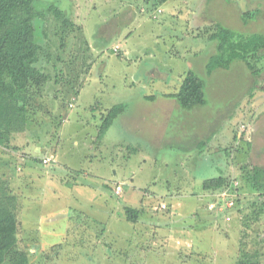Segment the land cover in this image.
Here are the masks:
<instances>
[{"label":"rangeland","instance_id":"obj_1","mask_svg":"<svg viewBox=\"0 0 264 264\" xmlns=\"http://www.w3.org/2000/svg\"><path fill=\"white\" fill-rule=\"evenodd\" d=\"M152 2L37 0L49 80L26 129L0 145L29 264H237L245 253L264 264V189L248 174L264 168V56L256 75L239 59L207 71L216 24L264 34V0ZM54 6L75 24L63 45ZM190 70L207 103L187 110L168 94ZM116 104L125 111L99 138ZM219 175L230 184L205 191L203 180ZM212 197L224 201L220 214ZM126 206L140 210L137 222Z\"/></svg>","mask_w":264,"mask_h":264},{"label":"trees","instance_id":"obj_2","mask_svg":"<svg viewBox=\"0 0 264 264\" xmlns=\"http://www.w3.org/2000/svg\"><path fill=\"white\" fill-rule=\"evenodd\" d=\"M167 1L153 0L152 3L158 5ZM36 3L37 0H0V145L9 146L14 134L26 129L33 98L49 80L46 63L50 64L51 54L38 36L39 23L46 21V12L38 9ZM50 9L63 45L68 31L75 24L60 8L54 6ZM250 14V11H246L243 17L247 18ZM210 39L216 43V52L207 62L209 75L216 69H229L235 59L243 60L253 74L258 73L257 64L260 61L256 60L264 56L263 33H243L217 23ZM168 96L175 98L187 110L203 106L207 103L205 81L190 70L180 90ZM124 110V104H116L103 113L99 138ZM248 174L253 179L255 190H263L264 168L253 166ZM230 181L226 176L219 175L204 179L202 185L205 191H219L227 187ZM213 200L215 197L211 198ZM223 203L221 198L220 204ZM235 206L226 208L230 210ZM17 209L18 197L11 190L10 180L8 177H0V264H29V253L18 246ZM125 210L130 221H138L139 209L126 206ZM257 212L264 213V201L260 203ZM250 217H253V213ZM247 254L237 264H261L259 257Z\"/></svg>","mask_w":264,"mask_h":264},{"label":"crops","instance_id":"obj_3","mask_svg":"<svg viewBox=\"0 0 264 264\" xmlns=\"http://www.w3.org/2000/svg\"><path fill=\"white\" fill-rule=\"evenodd\" d=\"M172 98V97H171ZM125 111V110H124ZM124 113V112H123ZM123 113H121L119 116H118V118L117 119H119V117L120 116H122L123 115ZM116 120V119H115ZM16 139V138H15ZM35 151L34 152H36V153H41V155L43 156V157H49L50 155L48 154V151H49V148L48 147H46V146H41V145H38V146H35ZM36 156V155H35ZM40 157V156H39ZM51 157V156H50ZM52 158V157H51ZM50 166V165H49ZM48 167V166H47ZM46 167V169H48ZM47 174H48V172H46ZM48 176H50V174H48ZM39 177H41V176H39L38 174H36L35 175V177H30L29 178V191H37V186L35 185V179L37 180ZM23 187H21V189H22ZM26 190H27V188L26 187H24Z\"/></svg>","mask_w":264,"mask_h":264},{"label":"built area","instance_id":"obj_4","mask_svg":"<svg viewBox=\"0 0 264 264\" xmlns=\"http://www.w3.org/2000/svg\"><path fill=\"white\" fill-rule=\"evenodd\" d=\"M51 158L50 157H45L44 159H43V161H44V163H49V162H51ZM116 192L118 193V194H120L121 192H122V186L121 185H118L117 186V190H116ZM227 193V192H226ZM220 199L221 198H216L215 200H213L212 201V203L211 204H209L208 205V208L211 210V211H213L214 210V208L216 207V211L217 212H222V205L223 204H221L220 205ZM230 204V203H229ZM166 207V204L165 203H163L162 204V208H165ZM228 219H230L229 217H227Z\"/></svg>","mask_w":264,"mask_h":264}]
</instances>
